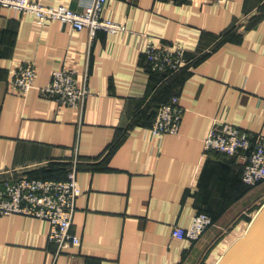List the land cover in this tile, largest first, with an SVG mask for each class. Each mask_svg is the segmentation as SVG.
<instances>
[{
	"label": "crops",
	"instance_id": "0c3cea01",
	"mask_svg": "<svg viewBox=\"0 0 264 264\" xmlns=\"http://www.w3.org/2000/svg\"><path fill=\"white\" fill-rule=\"evenodd\" d=\"M30 1L77 12L93 2ZM101 17L121 30L91 39L0 6V179L59 177L77 157L81 190L79 245L59 253L44 221L0 216V264H217L264 207V183L246 185L240 160L204 150L223 122L264 135V0H107ZM147 38L185 48L189 67L151 72ZM67 61L88 73L82 111L40 93ZM24 63L36 87L19 95L9 82ZM172 101L185 108L179 134L153 136L158 108ZM202 213L213 224L198 240L173 236Z\"/></svg>",
	"mask_w": 264,
	"mask_h": 264
},
{
	"label": "built area",
	"instance_id": "2783aa9c",
	"mask_svg": "<svg viewBox=\"0 0 264 264\" xmlns=\"http://www.w3.org/2000/svg\"><path fill=\"white\" fill-rule=\"evenodd\" d=\"M213 1L219 5L226 0ZM107 0H93L83 12L59 6H46L30 0H0V6L12 8L22 14H31L37 23L43 25L51 21L69 23L75 30H89L94 39L99 30L111 32L121 28L104 21L101 13ZM141 53L146 57L151 72L175 74L190 65L186 50L182 46L156 45L143 40ZM37 77L33 63H24L11 72L9 86L19 95H27L35 88ZM42 96L54 100L61 107L83 110L90 89L88 73H80L70 61L63 62L51 72L49 83L40 88ZM185 108L177 101L164 104L159 108L150 132L155 137L179 134ZM206 152L218 151L229 157L237 158L244 165L242 180L255 187L264 182V135L252 134L231 123L214 125L204 141ZM79 159L70 163L64 180L30 179L19 176L6 180L0 186V216L23 215L38 218L49 225V241L57 245L58 252L81 243V238L72 232L77 199L81 190L77 181ZM213 224L208 214L193 217L190 226L175 227L173 236L178 239L198 240Z\"/></svg>",
	"mask_w": 264,
	"mask_h": 264
},
{
	"label": "water",
	"instance_id": "95a60500",
	"mask_svg": "<svg viewBox=\"0 0 264 264\" xmlns=\"http://www.w3.org/2000/svg\"><path fill=\"white\" fill-rule=\"evenodd\" d=\"M219 264H264V207L247 233L229 248Z\"/></svg>",
	"mask_w": 264,
	"mask_h": 264
},
{
	"label": "trees",
	"instance_id": "16d2710c",
	"mask_svg": "<svg viewBox=\"0 0 264 264\" xmlns=\"http://www.w3.org/2000/svg\"><path fill=\"white\" fill-rule=\"evenodd\" d=\"M153 73H158V72H153ZM163 75H166V76H169V74H164V73H161ZM161 107V106H160ZM159 107V108H160ZM159 108H158V111H159ZM158 113V112H157ZM70 165H67L66 169L63 171L62 175L59 176V177H47L45 175H30L29 178L30 179H41V180H56V181H59V180H64L67 176V173H68V169H69ZM4 182H0V186L3 184Z\"/></svg>",
	"mask_w": 264,
	"mask_h": 264
},
{
	"label": "rangeland",
	"instance_id": "374dc122",
	"mask_svg": "<svg viewBox=\"0 0 264 264\" xmlns=\"http://www.w3.org/2000/svg\"><path fill=\"white\" fill-rule=\"evenodd\" d=\"M9 179H11V178L9 177V178H7V179H0V182H5L6 180H9ZM263 183H264V182H263ZM260 208H261V207H260ZM258 210H259V209H258ZM258 213H259V212H258ZM258 213H257V211H256V212L253 214L252 217H255ZM254 219H255V218H254ZM254 219H253V220H254ZM253 220H252V221H253ZM252 221H251V222H252ZM232 230H234V229L232 228L231 231H232ZM224 237H225V236H223V237H221V238L219 239V241L216 243V245H214V248H213V249H215V247H216V246H217V245H218V244L224 239ZM233 244H234V243H233ZM226 252H227V251H226ZM207 254H209V253H207ZM203 264H204V263H203Z\"/></svg>",
	"mask_w": 264,
	"mask_h": 264
},
{
	"label": "bare ground",
	"instance_id": "6f19581e",
	"mask_svg": "<svg viewBox=\"0 0 264 264\" xmlns=\"http://www.w3.org/2000/svg\"><path fill=\"white\" fill-rule=\"evenodd\" d=\"M258 214H259V213H258ZM256 217H257V216H256ZM250 226H251V225H250ZM249 228H250V227H249ZM248 230H249V229H248ZM246 233H247V232H246ZM246 233H245V234H246ZM242 237H243V236H242ZM228 250H229V249H228ZM226 253H227V252H226ZM226 253H225V254H226ZM225 254H224V255H225ZM224 255L222 256V258L224 257ZM222 258H221V259H222ZM221 259L218 261L217 264H219V262L221 261Z\"/></svg>",
	"mask_w": 264,
	"mask_h": 264
}]
</instances>
